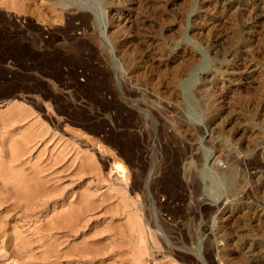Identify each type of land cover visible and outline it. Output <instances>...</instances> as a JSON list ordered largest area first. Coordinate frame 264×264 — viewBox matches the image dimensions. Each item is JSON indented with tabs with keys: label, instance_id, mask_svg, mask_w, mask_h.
Listing matches in <instances>:
<instances>
[{
	"label": "rangeland",
	"instance_id": "374dc122",
	"mask_svg": "<svg viewBox=\"0 0 264 264\" xmlns=\"http://www.w3.org/2000/svg\"><path fill=\"white\" fill-rule=\"evenodd\" d=\"M53 65L63 74L44 99L42 70ZM11 106L23 117L5 121ZM0 124L22 146L15 164L43 173V194L24 203L0 187V201L9 199L0 202V264H183L180 254L252 264L248 245L264 251V167L242 160L252 143L264 159V0H0ZM173 159L182 185L174 190L162 186ZM240 182L237 242L214 208ZM66 204V221L54 219ZM27 207L37 213L22 219Z\"/></svg>",
	"mask_w": 264,
	"mask_h": 264
},
{
	"label": "bare ground",
	"instance_id": "6f19581e",
	"mask_svg": "<svg viewBox=\"0 0 264 264\" xmlns=\"http://www.w3.org/2000/svg\"><path fill=\"white\" fill-rule=\"evenodd\" d=\"M52 1V0H51ZM222 1V0H221ZM62 4V3H61ZM40 5V4H39ZM45 5V4H44ZM53 5V4H52ZM63 6V5H62ZM219 6V5H218ZM46 7H47V5H46ZM61 7V6H60ZM42 8V7H41ZM44 8H45V6H44ZM51 8V7H50ZM114 9V8H113ZM69 11V10H68ZM57 12H58V10H57ZM75 14V13H74ZM81 14V13H80ZM86 14V13H85ZM123 14V13H122ZM72 15V14H71ZM126 15V14H125ZM128 15V14H127ZM234 15V14H233ZM121 17H122V15H120ZM65 17V16H64ZM74 19V18H73ZM86 19V18H85ZM117 20H120V19H117ZM82 21V20H81ZM113 22V21H112ZM37 23V22H36ZM88 23V22H87ZM113 24V23H112ZM64 25V24H63ZM38 26V25H37ZM43 26V25H42ZM47 26V25H46ZM49 26V25H48ZM84 26V25H83ZM115 26V25H114ZM53 27V26H52ZM48 28V27H47ZM76 30H78V29H76ZM94 30V29H93ZM39 31V30H38ZM43 33V34H45V35H47V34H49V31H48V29H42V31H40V33ZM41 33V34H42ZM74 33H75V30H74ZM117 33V32H116ZM50 34H51V32H50ZM54 34V33H53ZM61 34V33H60ZM80 35V34H79ZM125 35V34H124ZM51 36V35H50ZM44 37V36H43ZM55 37H56V35H55ZM60 37V36H59ZM70 37H76L75 36V34H71V36ZM115 37V36H114ZM50 38V37H49ZM51 38H52V36H51ZM50 38V39H51ZM61 38V37H60ZM54 39V38H53ZM75 39V38H74ZM90 39V38H89ZM119 39V38H118ZM56 40V39H55ZM117 41V40H116ZM51 42V41H50ZM92 42V41H91ZM43 43V42H42ZM113 44V43H112ZM83 45V44H82ZM48 46V45H47ZM32 47V46H31ZM63 47V46H62ZM85 47V46H84ZM68 49V48H67ZM85 49V48H84ZM96 49V48H95ZM30 51V50H29ZM66 51V50H65ZM99 51V50H98ZM122 52V51H121ZM32 53V52H31ZM25 54V53H24ZM37 55V54H36ZM34 56V55H33ZM59 57H60V55H59ZM126 58V57H125ZM39 60V59H38ZM42 60V59H41ZM55 60V59H54ZM52 61V60H51ZM43 62V61H42ZM50 62V61H49ZM51 63H53V62H51ZM63 63V62H62ZM41 64V63H40ZM62 65V64H61ZM126 67V66H125ZM134 69V68H133ZM43 71V75H44V79H42L43 81H44V83H45V86L47 85V89H45V90H43V94H42V96H43V98L44 99H46V98H48L49 96H53L52 95V89H53V87L50 85L51 84V79L52 78H61L62 77V72L59 70V68H58V66H54L53 65V67L52 68H47L46 69V67L42 70ZM35 76V75H34ZM131 77V76H130ZM135 77V76H134ZM66 79V78H65ZM69 79V78H68ZM127 79V78H126ZM130 79V78H129ZM63 80V79H62ZM42 83V82H41ZM54 83V82H53ZM106 84V83H105ZM69 85V84H68ZM130 85V84H129ZM102 86V85H101ZM125 86V85H124ZM37 87V86H36ZM100 87V86H99ZM130 87V86H129ZM46 88V87H45ZM90 88V87H89ZM39 89H41V88H39ZM126 89V91H127V93L126 94H128L129 96H135V95H138V93H139V89L138 88H135V87H130V88H125ZM42 91V90H41ZM103 93V92H102ZM31 96V95H30ZM35 96V95H34ZM40 97V96H39ZM22 98V97H21ZM29 97H27V99H28ZM30 98H32V97H30ZM51 98V97H50ZM53 98V97H52ZM42 99V98H41ZM29 100V99H28ZM32 101V100H31ZM44 101V100H43ZM124 102V101H123ZM18 104V103H17ZM207 105V104H206ZM43 106V105H42ZM126 106V105H125ZM48 107V106H47ZM164 107L166 108V109H171V106H170V104H165L164 105ZM262 107V106H261ZM6 108V107H5ZM72 108V107H71ZM114 108V107H113ZM122 108V107H121ZM209 108V107H208ZM74 109V108H73ZM151 109V108H150ZM154 110H155V108H153ZM152 109V110H153ZM41 110V109H40ZM55 110H57V109H55ZM122 110V109H121ZM126 110V109H125ZM6 111V110H5ZM4 111V112H5ZM42 111V110H41ZM66 111V110H65ZM163 111V110H162ZM29 112V111H28ZM161 112V111H160ZM14 116H16V117H13V115ZM40 113V112H39ZM4 114H6V115H4L3 116V114H2V117H4V120L5 121H7L9 118V116L11 117V118H19V117H23L22 116V114H23V110L20 108V107H16V106H11L10 108H8L7 109V112H5ZM29 114V113H28ZM33 114V113H32ZM30 115V114H29ZM47 115V114H46ZM63 116V115H62ZM67 116V115H66ZM59 117V116H58ZM29 118V117H28ZM27 118V119H28ZM48 120H49V122H51L54 126H57L58 125V123L60 122H57V120H56V118H54L53 119V117L52 118H50V117H46ZM60 118V117H59ZM76 118V117H75ZM159 118V117H158ZM46 119V120H47ZM22 120V119H21ZM45 120V119H44ZM60 120H62V119H60ZM174 120V119H173ZM3 121V120H2ZM4 121V122H5ZM9 121V120H8ZM14 121H15V119H14ZM142 121V120H141ZM11 122H13V119H11V121H10V126H11ZM145 122V121H144ZM7 123H9V122H7ZM36 123V122H35ZM142 124V123H141ZM1 125V124H0ZM6 126H7V124H5ZM5 125L2 123V125L1 126H3V127H1L2 128V134H3V130L5 129L4 127H5ZM9 125V124H8ZM31 125V124H30ZM43 125V124H42ZM52 125V126H53ZM29 126V125H28ZM59 126V125H58ZM144 126V125H143ZM166 126V125H165ZM9 127V126H8ZM42 127V126H41ZM177 127V126H176ZM46 128V127H45ZM44 128V129H45ZM213 128H214V126H213ZM7 129V128H6ZM4 130V131H8V130ZM215 129V128H214ZM10 130V129H9ZM168 130V129H167ZM187 130V129H186ZM219 130V129H218ZM12 131V130H11ZM54 131V130H53ZM170 131V130H169ZM192 131V130H191ZM241 131V130H240ZM13 132V131H12ZM34 132V131H33ZM146 132V131H145ZM6 134H7V132H5ZM4 133V134H5ZM17 133V132H16ZM191 133V132H190ZM251 133V132H250ZM55 134V133H54ZM170 134V133H169ZM22 135V134H21ZM143 135V134H142ZM0 136H1V133H0ZM256 136V135H255ZM25 137V136H24ZM38 137H39V135H38ZM37 137V138H38ZM44 137V136H43ZM122 137V136H121ZM166 137V136H165ZM254 137V136H253ZM41 138H42V136H41ZM187 138V137H186ZM246 138H248V137H246ZM15 138H13V137H11L10 135H8L7 134V137H3V136H1V138H0V180L2 181V183H1V185L2 186H0V187H2V189L4 188V189H6V193H8L10 190H11V188H13V193H12V195L14 194V197H9L10 198V200H13V202H15V203H17V202H22V203H24V201H22V199H24L25 197H27V199H29L28 198V196H27V194L28 195H30V196H36L37 194H43V193H39V192H37L36 190L38 189V188H40L41 187V185H43V183H41V184H38L37 183V181H38V175L39 174H42L43 175V173H42V170H39V169H35V170H33V172L32 173H29V172H25V170L24 169H22L21 168V166L23 165V164H19V165H17V164H15V161H17V158H18V156H19V154H20V152L23 150L22 149V146L19 144V142L18 141H15L14 140ZM29 139V138H28ZM36 140V139H35ZM139 140V139H138ZM248 140V139H247ZM31 141V140H30ZM23 142V141H22ZM183 142V141H182ZM137 143V142H136ZM42 145V144H41ZM249 146V145H248ZM26 147V146H25ZM24 147V148H25ZM67 147V146H66ZM135 148V147H134ZM246 148H248L247 150V155H246V157H245V159H242V160H244V165H245V167L247 168V169H250V170H255L256 168H260V167H264V159L261 157V148H260V146L256 143V144H254V143H252V145H250L249 147H246ZM121 149H123V151L125 152V153H127L128 154V152H129V148L125 145V144H121ZM25 150H26V148H25ZM30 151V150H29ZM63 151V150H62ZM138 151V150H137ZM142 151V150H141ZM170 151V153L172 154V152H171V150H169ZM68 152V151H67ZM188 153V152H187ZM26 154V153H25ZM55 154V153H54ZM246 154V153H245ZM76 155V154H75ZM123 155V154H122ZM21 156V155H20ZM126 156V155H125ZM55 157V156H54ZM128 157V156H127ZM185 157V156H184ZM23 158V157H22ZM19 159V158H18ZM65 159V158H64ZM134 159V158H133ZM236 159V158H235ZM22 161V160H21ZM181 160H179V162H180ZM232 161V160H231ZM241 161V160H240ZM20 162V161H19ZM67 163V162H66ZM229 163V162H228ZM242 163V162H241ZM9 164H11V165H9ZM45 164V163H44ZM51 164V163H50ZM50 164H49V166H50ZM57 164V163H56ZM81 164H82V162H81ZM170 164V163H169ZM171 164H172V166H171ZM171 164H170V166L171 167H173V168H171V170H174V172H173V176L172 177H169L170 178V180H166L164 183H163V185L162 186H165L166 188L168 187V189H169V187L172 189V187L173 188H176V187H178V185H179V187L181 188L182 187V185H180L181 184V182L180 181H178V179H177V176L179 175V167H178V161L176 160V159H173V161L171 162ZM227 164V163H226ZM10 167H9V166ZM16 165V166H15ZM34 165V164H33ZM86 165V164H85ZM115 165V167H116V169L118 170V173L120 174V175H122L123 174V172H124V170H123V167L122 166H120V164H114ZM134 165V164H133ZM187 165H189V164H187ZM220 165V164H219ZM230 165V164H229ZM238 165V164H237ZM15 166V168H19V169H14L13 167ZM47 166V165H46ZM180 166V165H179ZM191 166V165H190ZM236 166V165H235ZM6 167H9L10 169H11V167L13 168V170L14 171H10V169H8V168H6ZM52 167V166H51ZM169 167V166H168ZM220 167V166H219ZM5 168H6V171H4L5 170ZM27 168V167H26ZM54 168V167H53ZM224 168V167H223ZM223 168H222V171H223ZM227 168V167H226ZM234 168V167H233ZM45 169V171H46V168H44ZM232 169V168H231ZM189 168H187V170H182V172H183V174H187V175H189ZM44 171V170H43ZM194 171V170H193ZM219 171V170H218ZM195 172V171H194ZM257 174V173H256ZM49 175V174H48ZM233 175V174H232ZM48 177V176H47ZM230 178H231V176H230ZM230 178H229V176L227 175V176H225L224 175V180H225V182L226 181H228L229 183H230ZM47 179V178H46ZM166 179V178H165ZM256 179V181H257V179H259L258 177H256L255 178ZM40 180H41V182L43 181V182H45L44 180H45V178H40ZM54 180V179H53ZM164 180V179H163ZM59 182V181H58ZM159 183H161V181H159L158 182V184ZM177 183H178V185H177ZM221 183V182H220ZM235 183V182H234ZM139 185H141V182L140 181H137V187H141V186H143L144 185V183H142V185L141 186H139ZM257 185V184H256ZM189 186V185H188ZM45 187V186H44ZM48 187V186H47ZM82 187V186H81ZM158 187V186H157ZM165 187H163V188H165ZM184 187V186H183ZM227 187V186H226ZM231 187V186H230ZM49 188V187H48ZM228 188V187H227ZM65 189V188H64ZM98 189V188H97ZM177 189V188H176ZM179 189V188H178ZM54 190H55V188H54ZM57 190V189H56ZM60 190V189H59ZM129 190V189H128ZM164 190V189H163ZM166 190V189H165ZM172 190H174V189H172ZM248 190V189H247ZM256 190V189H255ZM41 191H42V187H41ZM62 191H63V188H62ZM87 191V190H86ZM171 191V190H170ZM52 192V191H51ZM50 192V193H51ZM247 191H246V187H245V185H244V182H240L239 184H236L235 185V187H234V189H233V191L227 196V197H225V199H224V203H222V205H221V208L218 206L217 208H214V209H218V214L216 215V219L215 220H217L216 222H220V226H222L224 223H230V224H232L231 226L229 225V227H231V231H232V233L234 234V238L237 240V242L239 241L238 239L239 238H241L242 236H241V232H239V230H238V228H236V226H235V224L238 222V220L240 219V217H241V209H242V205H241V203H240V201H241V198L243 197V195L246 193ZM6 193H4V194H6ZM10 193V192H9ZM57 193H59V192H57ZM89 194V193H88ZM160 194V193H159ZM9 195V194H8ZM10 195H11V193H10ZM9 195V196H10ZM11 195V196H12ZM47 195V194H46ZM57 195V194H56ZM56 195H55V197H56ZM246 195V194H245ZM42 196V195H41ZM44 196V195H43ZM76 196V195H75ZM92 196V195H91ZM45 197V196H44ZM50 197V196H49ZM54 197V196H53ZM42 198V197H41ZM51 198V197H50ZM96 198V197H95ZM81 199V198H80ZM91 199V198H90ZM102 199V198H101ZM15 200V201H14ZM37 200V199H36ZM45 200V199H44ZM47 200V199H46ZM93 200V199H92ZM38 201V200H37ZM36 201V202H37ZM49 201V200H48ZM48 201H43V202H41V204L39 203V204H33L34 206H39L40 208H42L43 206H46L47 204V202ZM86 201V200H85ZM84 201V202H85ZM223 201V200H222ZM1 204H7L8 202H9V199H8V196H6V195H4V201L2 202V199H1ZM26 202H27V200H26ZM70 202V201H69ZM245 202V201H244ZM14 203V204H15ZM28 203H29V201H28ZM38 203V202H37ZM98 202H96V204H97ZM14 204L12 205V207L14 208V209H16V207L15 206H17V204L14 206ZM83 204V203H82ZM30 205V204H29ZM64 205V204H63ZM67 205H69V206H67ZM71 205L72 204H66V206H67V210L65 209V211H61V212H59V213H57V217L55 218V217H53L54 219H57L58 217H60L61 219L62 218H64L65 219V221H66V217H63L65 214H67L68 215V217H69V214L68 213H72L73 211H72V207H71ZM100 205V204H99ZM21 206V205H20ZM28 206V205H27ZM33 206V207H34ZM75 206V205H74ZM132 206H134V205H132ZM22 207V206H21ZM32 207V206H31ZM100 207V206H99ZM247 207V206H246ZM38 208V207H37ZM37 208H36V210H37ZM60 208V207H59ZM88 208V207H87ZM98 208V207H97ZM6 209V208H5ZM10 209H11V207H10ZM17 209H18V207H17ZM24 209V208H23ZM28 209L29 210H33V209H35V207L32 209H30V208H28L27 207V213L25 212H22V211H20L21 213H23L24 215H22V219H23V217H26V218H30V217H33V216H35L36 215V213L37 212H28ZM43 209V208H42ZM75 209V208H74ZM20 210V209H19ZM22 210V209H21ZM38 210H39V208H38ZM95 210V209H94ZM53 211V210H52ZM92 211V210H91ZM263 211V210H262ZM4 212L5 213H8V210H4ZM88 212V211H87ZM217 212V211H216ZM4 213V214H5ZM19 213V212H18ZM53 213V212H52ZM81 213V212H80ZM85 213V212H84ZM107 213V212H106ZM259 213V212H258ZM76 214H79V213H76ZM246 214V213H245ZM248 214V213H247ZM253 214V213H252ZM1 215V214H0ZM8 217H10V216H12V215H8V214H6ZM71 215V214H70ZM75 215V214H74ZM80 215V214H79ZM258 215V214H257ZM260 215V214H259ZM264 215V214H263ZM5 216V215H4ZM13 216H17V214L15 213V214H13ZM66 216V215H65ZM77 216V215H76ZM111 216V215H110ZM21 217V216H20ZM84 217V216H83ZM252 217V216H251ZM258 217V216H257ZM263 217V216H262ZM2 218V217H1ZM11 218V217H10ZM15 218H17V217H15ZM46 218V217H45ZM52 218V217H51ZM87 218V217H86ZM88 218H90V217H88ZM179 218V217H178ZM254 218V217H253ZM259 218V217H258ZM261 218V217H260ZM18 219V218H17ZM21 219V221H23V223H25L24 222V220H22ZM77 219V218H76ZM83 219V218H82ZM251 219V218H250ZM2 220V219H1ZM20 220V219H19ZM59 220V219H58ZM63 220V219H62ZM74 220V219H73ZM86 220V219H85ZM213 220V219H212ZM215 220H213V222L215 221ZM258 220V219H257ZM56 221V220H55ZM64 221V222H65ZM68 221V220H67ZM69 221H71V220H69ZM68 221V222H69ZM241 221V220H240ZM258 221H260V219L258 220ZM263 221V220H262ZM4 222V221H3ZM14 222V221H13ZM60 222V221H59ZM63 222V221H62ZM63 222V223H64ZM86 222V221H85ZM211 224H212V221L210 222ZM215 223V222H214ZM221 223H223V224H221ZM11 224V223H10ZM45 224V223H44ZM108 224V223H107ZM137 224V223H136ZM219 224V223H218ZM264 224V223H263ZM23 225V224H22ZM54 225V224H53ZM66 225V224H65ZM64 225V227L63 228H65L66 229V226ZM76 225V224H75ZM130 225V224H129ZM134 225V224H133ZM215 225V224H214ZM227 225V224H226ZM239 225V224H238ZM46 226V225H45ZM62 226H63V224H62ZM69 226H70V224H69ZM73 225H71V227H72ZM136 226V225H135ZM216 226V228H217V225H215ZM224 226V225H223ZM59 227V226H58ZM83 227H84V225H83ZM213 227V226H212ZM212 227H211V225H204V231L205 232H207L209 235L211 234H213V233H215L214 232V230L212 229ZM225 227V226H224ZM224 227H222V228H224ZM228 227V228H229ZM5 228V227H4ZM31 228V227H30ZM29 228V229H30ZM40 228L41 227H35V228H32V231H33V233L34 234H39V232H40ZM69 228V227H68ZM221 227H220V229L221 230H219L218 231V235L221 237H223V236H226V233H225V230H223ZM47 229V228H46ZM141 229V228H140ZM224 229H227L226 227L224 228ZM230 229V228H229ZM42 230V229H41ZM49 230V229H48ZM59 230V229H58ZM76 230V229H75ZM217 230V229H216ZM56 231V230H55ZM67 231V230H66ZM69 231V230H68ZM67 231V232H68ZM72 231V230H71ZM74 231V230H73ZM72 231V232H73ZM228 231H230V230H228ZM227 231V232H228ZM241 231V230H240ZM16 232V231H15ZM42 232V231H41ZM50 232V231H49ZM66 232V233H67ZM104 232H105V230H104ZM32 233V232H31ZM70 233V232H69ZM103 233V232H102ZM106 233V232H105ZM135 233V232H134ZM217 233V232H216ZM17 234V233H16ZM64 234V233H63ZM138 234V233H137ZM144 234V233H143ZM208 235V236H209ZM140 236V235H139ZM155 236V235H154ZM230 236H232V235H230ZM24 237V236H23ZM113 237V236H112ZM116 237V236H115ZM218 237V236H217ZM227 237V236H226ZM233 237V236H232ZM16 238H17V236H16ZM88 238V237H87ZM91 238V237H90ZM94 238V237H93ZM228 238V237H227ZM51 239V238H50ZM84 239V238H83ZM221 239V238H220ZM234 239V240H235ZM242 239V238H241ZM241 239H240V241H241ZM110 240V239H109ZM154 240H155V238H154ZM177 240V239H176ZM230 240V239H229ZM231 240H233V239H231ZM235 240V241H236ZM41 241V240H40ZM160 241H162V240H160ZM23 243V242H22ZM153 243H157V242H153ZM241 243V242H240ZM118 244V243H117ZM160 244V243H159ZM259 244V243H258ZM263 244V243H262ZM8 245V244H7ZM27 245H28V243H27ZM48 245V244H47ZM78 245V244H77ZM241 245V244H240ZM239 245V247H241ZM255 245V244H254ZM52 246V245H51ZM75 246V245H74ZM100 246V245H99ZM216 246V245H215ZM53 247H54V245H53ZM60 247V246H59ZM97 247V246H96ZM163 247V246H162ZM257 247V246H256ZM254 248V246L253 247H251V245L249 246L248 245V249L246 250L245 249V251H246V255H248V257H249V259H250V261L252 262V264H264V251H262L261 249H258V248ZM101 248H102V245H101ZM105 248V247H104ZM217 248V247H216ZM235 248V247H234ZM243 248V247H242ZM247 248V247H246ZM48 249V248H47ZM55 249V248H54ZM223 249V248H222ZM221 249V250H222ZM258 249V250H257ZM114 250V249H113ZM117 250V249H116ZM177 250V249H176ZM46 251V250H45ZM57 251V250H56ZM110 251V250H109ZM108 251V252H109ZM175 251V250H174ZM243 251V250H242ZM33 252V251H32ZM64 252V251H63ZM74 252V251H73ZM103 252V251H102ZM111 252V251H110ZM214 252V251H213ZM244 252V251H243ZM75 253V252H74ZM100 253V252H99ZM206 253H207V251H206ZM206 253L204 254L205 256H206ZM211 253H212V249H210L209 251H208V253H207V255H208V259L209 260H211L210 259V256H211ZM221 253H222V251H221ZM64 254V253H63ZM82 254V253H81ZM92 254V253H91ZM151 254V253H150ZM176 254V253H175ZM179 254V253H178ZM245 254V253H244ZM54 255V254H53ZM117 255V254H116ZM172 255V254H171ZM181 256H180V258H181V261H182V263L183 264H207V262H204L205 260L204 259H202L199 255H196V259L195 258H193V257H189V256H187V255H182V254H180ZM46 256V255H45ZM64 256V255H63ZM80 256V255H79ZM194 256V255H193ZM245 256V255H244ZM55 257V256H54ZM53 257V258H54ZM94 257V256H93ZM118 257V256H117ZM119 258H120V256H119ZM138 259V258H137ZM206 259V258H205ZM207 259V260H208ZM59 260V259H58ZM231 260V259H230ZM74 261V260H73ZM119 261H120V259H119ZM125 261V260H124ZM40 262V261H39ZM228 262H230V261H228ZM234 262V261H233ZM56 264V263H55ZM209 264H210V262H209ZM212 264V263H211Z\"/></svg>",
	"mask_w": 264,
	"mask_h": 264
}]
</instances>
